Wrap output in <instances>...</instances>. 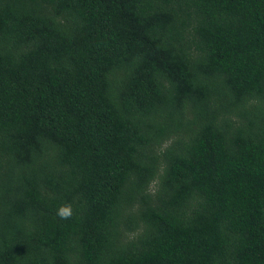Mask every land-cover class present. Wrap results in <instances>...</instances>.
Instances as JSON below:
<instances>
[{
    "label": "trees",
    "instance_id": "16d2710c",
    "mask_svg": "<svg viewBox=\"0 0 264 264\" xmlns=\"http://www.w3.org/2000/svg\"><path fill=\"white\" fill-rule=\"evenodd\" d=\"M0 264H264V0H0Z\"/></svg>",
    "mask_w": 264,
    "mask_h": 264
},
{
    "label": "clouds",
    "instance_id": "9594fccd",
    "mask_svg": "<svg viewBox=\"0 0 264 264\" xmlns=\"http://www.w3.org/2000/svg\"><path fill=\"white\" fill-rule=\"evenodd\" d=\"M70 208L68 207H61L58 211V215L61 217V218H67L69 215H70Z\"/></svg>",
    "mask_w": 264,
    "mask_h": 264
}]
</instances>
